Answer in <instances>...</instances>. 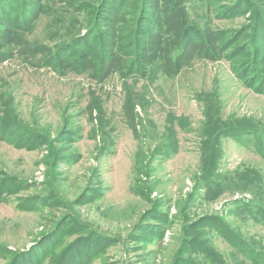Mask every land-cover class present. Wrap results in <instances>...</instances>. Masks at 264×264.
<instances>
[{
  "label": "rangeland",
  "instance_id": "obj_1",
  "mask_svg": "<svg viewBox=\"0 0 264 264\" xmlns=\"http://www.w3.org/2000/svg\"><path fill=\"white\" fill-rule=\"evenodd\" d=\"M0 264H264V0H0Z\"/></svg>",
  "mask_w": 264,
  "mask_h": 264
}]
</instances>
